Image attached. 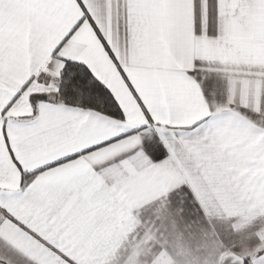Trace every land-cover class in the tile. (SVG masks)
Here are the masks:
<instances>
[{"label":"snow or ice","instance_id":"6c2138e0","mask_svg":"<svg viewBox=\"0 0 264 264\" xmlns=\"http://www.w3.org/2000/svg\"><path fill=\"white\" fill-rule=\"evenodd\" d=\"M0 264H264V0H0Z\"/></svg>","mask_w":264,"mask_h":264}]
</instances>
